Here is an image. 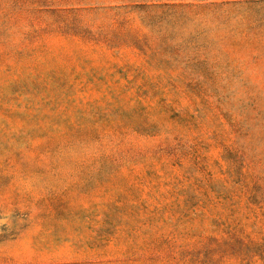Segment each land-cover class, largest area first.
Here are the masks:
<instances>
[{"label":"rangeland","instance_id":"1","mask_svg":"<svg viewBox=\"0 0 264 264\" xmlns=\"http://www.w3.org/2000/svg\"><path fill=\"white\" fill-rule=\"evenodd\" d=\"M0 264H264V0H0Z\"/></svg>","mask_w":264,"mask_h":264}]
</instances>
